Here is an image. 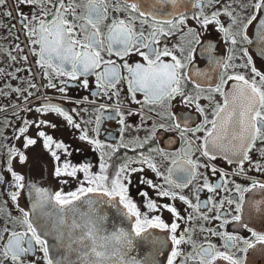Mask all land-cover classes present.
Listing matches in <instances>:
<instances>
[{
  "label": "snow or ice",
  "instance_id": "snow-or-ice-1",
  "mask_svg": "<svg viewBox=\"0 0 264 264\" xmlns=\"http://www.w3.org/2000/svg\"><path fill=\"white\" fill-rule=\"evenodd\" d=\"M221 3L222 0H11L9 11L8 0H0V21H4L0 22V33L3 34L0 39L19 27L40 69L54 74L57 79L63 77L69 82L81 81L79 85L69 83L67 87L87 90L88 78L94 76L95 87L104 90L96 95L118 98L120 92L117 91V85L123 83L132 104L156 108L158 111L152 114L161 119L176 121L170 108L177 99L182 101L185 108L194 109L203 118L202 123L195 127L173 123L184 146L171 158L168 153L151 150L156 152L162 162L171 165L167 169L168 175H162L151 159L141 156L138 160H129L111 178L108 175L110 165L101 164L100 174L93 175L89 167L61 163L58 153L69 156L71 153L68 148L41 130L53 129V125L42 120L33 123L24 120V126L15 136V140L21 141V150L9 148L6 166L2 170L3 174H0V186L8 187L7 176L10 175L15 189L9 191L11 202L17 204L21 193L27 189L31 206L29 211H24L17 205L18 217H13L11 213L6 216L0 213V264H158L159 255L169 240L172 248L167 264H245V257L250 250L264 246V234L247 227L251 240L227 234L221 237L227 252L222 253L211 244L198 247L192 239L191 229L181 232L178 222L184 218L176 207L154 203L147 193L140 192L139 195L147 200L144 205L147 213L154 214L150 218L133 203L126 187L130 183V176L144 171L143 167H131L135 164H147L159 180L181 191L197 179L200 169H208L213 175H225L215 166L209 168L199 160H194L197 149L209 162L226 158L229 163L238 164L234 172L237 176L243 175L246 164L249 165L248 172L264 171V167L253 163L251 159V155L258 152L264 163V0H241L242 6L230 3L223 11H205V7L215 9ZM237 7L248 15L241 16ZM224 18L227 20L222 23ZM190 21L196 27H190ZM210 26L216 33L222 34L224 43L230 48L226 61L212 59L213 49H207L209 63L217 70L223 68V71L219 73L218 84L206 88L200 84V78L208 73L191 67L194 54L192 45L199 44L200 31ZM178 34L181 44L169 47L167 42ZM15 39L18 41L19 35ZM254 44L255 56L262 66L260 70L253 55L249 54L248 46ZM238 46L243 51L235 59H243V63L233 64L231 52ZM14 47L19 53L24 52L19 43ZM129 57H138L140 62L128 63ZM11 60L13 64L20 60L25 65L28 63L27 56ZM230 69L233 70L231 74ZM235 69L250 72V77L238 74ZM7 75L11 80L18 78V73L11 71ZM4 76L5 71L0 68V77ZM43 79L50 80L49 74H45ZM229 84L231 91L226 92L225 88ZM189 86L191 91L188 90ZM32 87L35 88V85ZM46 87L52 88L53 85L49 82ZM11 91L17 93L18 89L11 88ZM138 95L143 96V100L137 99ZM213 97L221 98L222 103L215 104ZM201 101H208L210 107L214 108L211 118L206 115ZM35 111L41 116L53 113L67 121L68 126L80 128L72 116L60 107L49 104L43 108L37 107ZM98 111L101 115L94 121L97 133L101 119H105L102 113L107 109ZM116 115L120 116L119 123L123 128L125 117L119 113ZM130 115L138 116L139 113L130 111ZM188 120L191 121V117ZM29 129L35 130L31 136L28 135ZM189 136L193 138L191 142L188 141ZM79 139L93 145L94 150L105 147L99 141L89 139L86 131ZM149 143L150 140L146 139L142 141V146ZM37 148H42L43 152L50 155L54 164L51 175L62 185L60 190L50 191L39 185L26 184L24 176L14 170L13 161L18 166L28 165V152ZM118 150L113 148L112 152ZM129 151L135 152L136 149L130 148ZM103 156L101 153L102 159ZM78 174H83L84 178L78 180ZM65 178L76 182L75 190L64 191V186L68 185V179ZM143 182L148 188H154L162 200H179L195 212L199 220L207 221L206 216H200L202 207L224 209L225 204L234 206L235 215L231 220L222 218L220 214L215 215V220L221 226L235 224L246 227L242 223L246 210L245 195L256 191L264 193L262 183H252L250 187L236 184L233 192L228 187L233 183L231 180L225 179L223 186H213L205 175L203 189H196L197 201L201 190L216 193L219 189L232 198L222 200L218 205L213 199L203 205H194L188 198L163 191V185L156 188L151 181ZM109 202H116L123 209L120 215L129 221V230L113 228L109 231L108 217L101 211L105 205L116 206ZM248 210L264 215V201L248 203ZM163 213L170 214V226L161 219ZM190 220L191 217L185 223ZM153 230L167 233L168 239H157L152 235ZM205 231L200 229L201 233ZM211 234L215 236V230ZM138 241L149 249L143 259L137 258L134 249ZM184 245L191 246V253L183 251Z\"/></svg>",
  "mask_w": 264,
  "mask_h": 264
},
{
  "label": "flooded vegetation",
  "instance_id": "flooded-vegetation-1",
  "mask_svg": "<svg viewBox=\"0 0 264 264\" xmlns=\"http://www.w3.org/2000/svg\"><path fill=\"white\" fill-rule=\"evenodd\" d=\"M230 3L242 6L241 0H222L218 8L213 9L205 7V11L208 13L214 10L223 11ZM11 6V0H8L7 10L10 11ZM192 11L195 10L193 9ZM237 12H240L239 7H237ZM240 15L247 16L248 13L240 12ZM13 16H15V13H13ZM226 20L227 18L222 19V23H225ZM189 26L196 27L195 23L192 21L189 22ZM145 34H147V30ZM0 35L3 34L0 33ZM17 35H19L18 41L15 39ZM199 35L201 36L199 44L192 45L194 54L191 67L193 70L208 73L207 76L200 78V84L206 88H212L218 84L219 73L223 71V68L217 70L209 63L207 49L209 47L213 49L211 54L212 59L226 61L230 46L224 43L222 34L216 33L211 26L206 30L200 31ZM186 42L189 44L191 43V41ZM16 43H19L21 47L24 48L23 53H19L16 50L14 47ZM167 43L169 47L172 45H180V35L173 36ZM248 47L250 48L249 54L253 55L254 62L258 70H260L262 66L260 65L259 59L255 56L256 45L254 44ZM185 51L187 52L188 49L186 48ZM242 51L243 48L238 46L231 52L233 64L243 63V59L239 61L235 59V57L241 56ZM18 56H27L28 63L25 65L23 60H20L19 63L13 64L11 58ZM113 59H115V57H113ZM126 62L134 64L140 61L138 57H129ZM165 62L170 61L165 60ZM117 63L123 62L117 61ZM0 68L5 71V76L0 77V89H3V91H0V109H3V111H0V174H3L2 170L6 166L9 148L21 150V141L15 140V136L18 134L19 129L24 126V120L30 123L40 122L42 120L44 123L53 125L54 130H41L46 131V134L51 135L54 141L64 143L68 148L71 155L65 156L58 153V155H61V163H68L75 167H89L93 175L100 174L99 169L101 164H105L106 166L110 165L108 168V175L110 178L129 160H138L141 156L146 159H151L160 169L162 175H168L167 169L171 167V165L162 162L161 158L156 155V152L162 151L168 153L171 158L172 154L179 152L184 146V142L180 140V134L175 130L173 123L187 124L190 127H195L203 121V118L200 117L194 109L185 108L180 99L174 101L170 108L171 114L176 117V121L170 122L161 119L152 114L158 111L156 108H142L140 105L132 104L127 87L123 83L117 85V91L120 92L119 97L113 96L112 99L104 95H96L97 92L102 93L104 90H98L95 87L96 81L94 76L88 78L89 88L87 90L82 87H67L69 83L79 85L81 81L69 82L63 77L57 79L54 74H51L47 70L40 69L36 65V58L31 55V49L28 47V42L19 27L16 28L15 32L10 35H4V37L0 39ZM9 71L18 73L17 80H11L10 76L7 75ZM232 71L233 70L230 69L229 74H231ZM234 71L240 75H245L246 78L250 77V72L243 69H235ZM45 74H49L50 80L43 79ZM49 82L52 83V88L46 87ZM33 84L35 88L32 87ZM230 84L229 87L225 88L226 92L231 91ZM9 85L11 87H9ZM61 85H63V91H61ZM11 88L18 89V92L13 93ZM188 90L191 91V86H189ZM64 93H66V95ZM137 99L143 100V96L138 95ZM212 99L215 104L222 103L219 97H213ZM49 104L60 107L66 111L67 114L71 115L73 120L80 125L79 130L68 126L67 121H64L62 117H57L53 113H50L48 116H41L35 111L37 107L43 108ZM201 106L206 109V115L211 118V111H213L214 108L210 107L208 101H201ZM101 109H107V111L102 113L105 119H101L99 132L97 133L94 121L101 115L98 111ZM130 111L138 112L139 115L132 116L130 115ZM17 113H19V115H17ZM77 113H79V115H77ZM116 113L125 117V125L123 128L119 123L120 116L116 115ZM140 117L144 119L142 120ZM189 117H191V121L188 120ZM154 129L160 130L154 131ZM163 129H167V131ZM34 131V129H29L28 135L31 136ZM85 131L89 139L99 141V143L105 145V147L94 150L93 145L81 141L79 137ZM153 136H155V139H152ZM202 138L201 134V139ZM146 139L150 140V143L142 146V141ZM192 140L193 138L189 136L188 141L191 142ZM193 147L195 148L196 145L193 144ZM113 148H118L119 150L113 153ZM130 148H135L136 151H129ZM152 149H155L156 152H152ZM101 153L104 154L103 159L101 158ZM28 156L29 164L26 166H18L16 162L13 161L14 170L24 176L25 183L39 185L50 191L60 190L62 185L54 180L51 175L54 164L50 155L43 152L42 148H37L34 151H29ZM193 159L199 160L209 166V168L215 166L222 170L225 175H213L208 169H200V175L197 179L192 181L181 191L179 188H172L167 185L165 181L159 180L156 174L147 167V164H135L131 167H143L144 171L129 177L130 183L126 184V187L129 189L130 199H132L133 203L137 205L142 213L148 214L150 218L154 214L147 213V209L144 208L147 200L139 195L140 192L147 193L154 203L176 207L177 211L180 212L184 218L182 221L178 222L181 226V232L184 229H191L192 239L198 247L200 245L211 244L224 253L228 251L224 247L225 241L221 238L225 234L240 237L242 240H251V234L246 230L247 227H250L252 231H256L258 234H264V215L254 210L251 212L248 210V203L264 201V193L256 191L255 193H248L245 195L246 210L242 216V223H244L246 227L237 226L235 224L221 226L220 222L215 220V215L220 214L222 218L231 220L235 215L234 206L225 204L224 209L214 208L213 206H209L207 209L202 207L200 216H206L207 221L199 220L196 213L188 209L179 200H162L160 194L156 192L154 188H148L147 184L143 182L151 181L156 188L163 185V191L188 198L194 205L196 203L203 205L209 199H213L218 205L220 201H226L232 198L228 193L219 189L216 193H207L201 190L199 192L200 199L197 201L196 189H203V177L205 175L208 176V183L213 186L217 184L223 186L225 179L231 180L233 183L228 185V187L231 188L233 192L235 191L234 185L236 184H239L241 187H250L252 183L264 184V171L248 172L247 168L249 165L247 164L245 165L243 175L237 176L234 175V172L238 164L229 163L226 158H218L213 162H209L201 156L199 149H197ZM251 159L253 163L264 167V163H262L258 152L252 154ZM83 178V174H78V180H82ZM7 179L8 187L5 188L4 186H0V213L5 216L11 213L13 217H18L16 211L17 205L24 211H29L31 201L28 200L27 189H25V192L21 193L20 200L17 204H13L9 199V191H15V189L12 187L13 182L11 181L10 175L7 176ZM65 179H68V185L64 186V191L75 190L76 182L72 181L70 178ZM229 213H231V215H229ZM189 217H191L190 222L185 223ZM161 219L170 226L172 220L170 214L163 213ZM201 228L206 229V231L201 233ZM213 230L216 232L215 236L211 234ZM153 231L157 232L163 239H168L167 233H161L158 230ZM171 248L172 245L169 240L168 249L163 254L159 255L160 264H167V257L170 255ZM182 249L185 253H191L192 251L189 245L182 246ZM178 264H180V262H178ZM218 264H224V262H218ZM245 264H264V246H257V248L250 250L245 257Z\"/></svg>",
  "mask_w": 264,
  "mask_h": 264
},
{
  "label": "water",
  "instance_id": "water-1",
  "mask_svg": "<svg viewBox=\"0 0 264 264\" xmlns=\"http://www.w3.org/2000/svg\"><path fill=\"white\" fill-rule=\"evenodd\" d=\"M109 203H112L116 206L108 207L107 205H105L101 209V211L105 215H107V217H108V229H109V231H111L113 228H123L125 230H129L130 229L129 221L125 220L120 215V212H122L123 209H121L116 202H109ZM30 206H31V204H30ZM152 235L154 237H156L157 239L166 240V239H163L155 231L152 232ZM134 249H135L136 253L138 254L137 258H139V259H143L144 256L148 255V252H149V249L146 246H142L139 241L134 245ZM167 249H168V243L165 245L164 251L161 254H163ZM160 263L161 262L159 260L158 264H160Z\"/></svg>",
  "mask_w": 264,
  "mask_h": 264
}]
</instances>
